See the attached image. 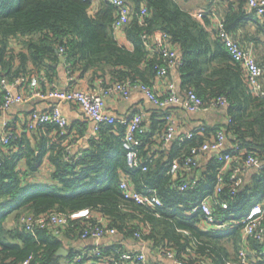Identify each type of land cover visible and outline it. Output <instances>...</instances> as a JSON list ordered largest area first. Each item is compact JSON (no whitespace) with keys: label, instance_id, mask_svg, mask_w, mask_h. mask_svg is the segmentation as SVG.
<instances>
[{"label":"trees","instance_id":"1","mask_svg":"<svg viewBox=\"0 0 264 264\" xmlns=\"http://www.w3.org/2000/svg\"><path fill=\"white\" fill-rule=\"evenodd\" d=\"M207 1L204 11L193 16L179 0H127L132 9L124 26L131 44L127 49L115 39V9L104 0L95 7L92 0H0V80L11 83L17 78H38L39 74L50 80L60 59L59 49L63 48L70 74L91 71L93 77L102 81L108 76L109 85L129 82L150 86L156 67L162 62L160 55L145 45L152 39L166 37L182 62L177 67L179 91L183 95L195 93L206 105L224 98L228 116L225 125L203 124L190 139L176 136L168 148L161 149L160 144L157 151L152 150L153 134L142 123L143 131L136 138L140 142L138 160L145 171L128 166L122 146L125 127L119 123L102 125L86 146L72 154L66 150L73 145L69 125L64 131L51 123L35 126L32 139L24 133L18 136L11 126L7 145H0V264H63L71 260L80 250L67 245L82 241L80 233L88 224L93 225L94 219L75 221L56 237L45 229L27 231L21 218L85 209L104 217L121 240L135 239L134 234L139 233L140 239L151 243L152 248L171 252L186 264H238L243 248L242 221L264 199V96L250 90L245 72L218 38L214 18L222 21L224 30L235 41L248 23L264 31V22L247 13L248 0ZM143 8L146 14L142 16ZM16 41L23 46L18 52L12 47ZM29 65L31 68L27 69ZM258 65L264 91V55ZM164 115L157 122L162 131L166 127ZM155 126L153 123L151 131ZM220 131L226 137L225 152L233 154L235 147L245 152L232 167L248 155L260 162L250 181L244 183L242 179L241 187L233 191V168L220 172L223 162L218 159L219 153L195 169L198 179L193 189L182 192L172 188L181 179L173 180L167 175L171 161L181 160L191 148L211 140ZM44 158L53 169L50 184L37 185L32 178L40 171ZM218 175L223 177L224 187L217 200L226 202L228 208L214 205L215 216L227 226L203 230L200 216L189 214L190 208L212 194ZM123 178L139 192L145 187L156 189L163 206L150 209L125 200L119 189ZM225 242L230 243L232 256L224 247ZM98 246L100 256L85 257L80 264H110L108 259L123 250L119 243ZM61 247L67 249L66 257L57 255ZM247 248L252 258L259 257L264 252V239H248Z\"/></svg>","mask_w":264,"mask_h":264},{"label":"built area","instance_id":"2","mask_svg":"<svg viewBox=\"0 0 264 264\" xmlns=\"http://www.w3.org/2000/svg\"><path fill=\"white\" fill-rule=\"evenodd\" d=\"M115 9V19L112 24V31L114 35L124 29V26L129 21L132 9L127 3V0H104ZM247 13H253L258 19L264 22V0H248L246 3ZM146 14V9L141 10V15ZM193 16H198L193 13ZM215 31L218 38L223 43L227 52L231 56L232 60L239 63L243 71L245 72L246 81L250 90L255 95L264 96L263 86L261 83L262 70L258 65L257 60L253 52L242 47L224 30L223 23L219 18H214ZM147 41V37H143ZM146 48L151 52H156L161 57V65L156 67V80H160L166 83V93L158 94L150 86L143 84L132 85L129 82L114 83L111 85H105L100 87H91L87 91H81L76 89L60 90L53 86L48 93L42 92L38 89V79H24L17 78L11 83L5 79L0 80L1 91L3 92V99L0 101V113H5L13 105L21 104L27 101V97L23 94L14 93L17 88L28 87L31 89V95L40 99H54L59 102H72L80 106L84 114L93 122V133H96L100 127L104 124L119 123L125 127L124 135L122 138V146L126 152L127 164L130 168L141 167L142 171L146 170L145 166L139 163L137 147L140 142L136 138L138 133H141L143 115L141 113H135L129 118L116 121L114 118L108 116L104 111L105 100L112 95H119L122 98H128L130 91L133 88H138L142 91L147 99L154 106L163 109L168 106L179 105L189 112H207L211 109H218L226 106L224 98L220 97L212 100L209 104H205L201 98L195 93L189 91L184 95L178 94L175 86L168 80L169 70L177 68L182 64L179 59L177 50L171 47L166 37L157 38L150 42H146ZM58 55L63 57L64 49H59ZM71 74L67 71L68 79L71 80ZM165 121V131L160 137L161 149L170 144L177 136L178 119L176 116L170 113H166L163 116ZM47 123L55 124L61 131H64L68 125L67 120L62 116L60 111L55 108L51 111H37L34 110L29 113L27 120V128L32 129L38 125H44ZM202 126H198L195 131H201ZM194 132V131H193ZM193 132L184 136L185 139H190ZM11 125L9 123H3L0 126V145L6 146L11 137ZM64 134V133H63ZM226 149V137L223 132H218L214 138L205 142L200 146L191 148L189 154L181 160L173 159L169 164L167 175L171 176L173 180L180 178V182L173 184L172 188L179 191H187L193 189L197 182V176L195 169L200 167V159L203 155L209 152H219L218 159L223 162L222 171H226L230 168L232 173L230 180L232 182V190L236 191L242 185L241 174L257 169L260 167V162L255 157L248 155L238 166H231L238 162V156L245 152L235 147L233 154L225 152ZM68 154H72V145L66 148ZM69 156L66 157V159ZM1 164V162H0ZM224 187V179L221 175H218L213 192L211 195H207L198 201L196 204H192L189 214H197L200 216L201 228L203 230H217L223 229L227 226L226 222H218L215 216L214 205H219L222 209H227L228 205L224 201L218 202L217 197L221 193ZM119 189L122 197L125 200H131L136 204L141 205L144 208L155 209L156 207H162L163 203L159 198L156 189L151 187H145V191L139 192L135 190L132 184L123 178L119 183ZM232 191V193H234ZM158 216V215H156ZM94 219L95 223L88 224L87 228L83 229L80 233V240L82 241H94V245L90 248L79 251L73 256L71 260L66 261L63 264H80L83 258L88 256H100L99 244L104 239L116 235L114 228L107 226V221L102 216H95L90 209L80 210L77 212L64 214L55 211L49 212L44 215L33 217L32 215H25L21 218V223L24 225L27 231L33 232L36 229H45L50 231L54 236H61L63 230L71 226L73 222L78 220ZM244 224L241 237L243 248L240 249L238 254V264H256L257 261H264V252L259 257L252 258L251 253L247 248V240L253 238L257 241L264 239V199L261 203L254 205L249 211L247 217L242 221ZM134 238L141 240L139 233L134 234ZM142 241V240H141ZM160 253L170 259L173 264H186L177 259L173 253L160 251ZM263 256V257H262ZM250 257V258H248ZM110 264H149L147 257L143 252H130L122 250L118 253V256H111L109 259ZM21 264H28L25 261Z\"/></svg>","mask_w":264,"mask_h":264},{"label":"crops","instance_id":"3","mask_svg":"<svg viewBox=\"0 0 264 264\" xmlns=\"http://www.w3.org/2000/svg\"><path fill=\"white\" fill-rule=\"evenodd\" d=\"M179 2L187 11L196 13V15L199 12L201 13V11H204V9L208 6L207 0H179ZM92 3L95 7L99 3V0H92ZM115 39L119 43V45L124 46L127 49L131 48V44L124 33V29L115 34ZM153 40L154 39H152V42ZM236 42H238V44H240L242 47L250 49L253 52L257 62H261L264 55V31L262 29H260L254 23L250 22L244 27V29L238 32V35L236 36ZM12 47L16 52L23 49V46L19 41L13 43ZM30 68L31 66L29 65L27 69ZM70 76L72 78L71 80L68 79L65 62L59 59V62L55 66V70L51 71L50 73V80H47L43 74H39L37 76L38 89L45 93H48L53 86L57 87L60 90L76 89L87 91L91 87L102 86V83L103 85L110 84L108 76L105 77V81H102L101 79L93 77L91 71H87L85 73L75 72ZM168 80L174 84L178 94L183 95L179 91L180 75L177 68H172L169 70ZM150 87H152L154 91L160 95L166 93V83L160 80L155 79L153 82H151ZM13 92L23 94L28 99L24 103L13 105L5 113H0V126H2L3 123H9L14 127L15 132L18 136L24 133L28 139H32L33 136L36 135L35 129L29 130L27 128V120L30 112L34 110L51 111L55 108L60 111L62 116L67 120L70 127L69 138H72L73 140L71 151L72 153L77 152L80 147L86 146L88 139L95 134L92 131L93 122L84 114L79 105L72 102H59L54 99H40L37 97H33L31 95V89H29L28 87L17 88ZM104 111L108 116L114 118L116 121L129 118L135 113H141L143 115V123L145 125V129L148 133L153 134L151 138L153 142V151L159 150L158 147L161 143L160 137L163 131L160 129V125H158L157 122L160 120L159 117L162 114L170 113L177 117V136H185L188 133L193 132L198 126H201L203 124H206L208 126H222L227 124L228 122V116L226 113L227 106L218 109H211L207 112H189L179 105L168 106L166 108L160 109L150 103L145 94L138 88H133L130 91L128 98L126 99L122 98L119 95H112L107 98L105 100ZM153 123H156V126L151 131V126ZM169 146L170 144H168L166 147L168 148ZM216 154H219V152H209L206 155H203L200 159V167H203L206 161ZM257 169H252L241 174V179H243V182H249L252 174ZM52 170L53 169L51 164H49L47 162V159L44 158L40 171L36 175H34L32 179H34L37 185L50 184V173H52ZM97 216H100V214H97ZM94 243V241L88 240L73 241L71 242V244L68 243L69 245L67 246L79 249L81 251L84 250V246H92L94 245ZM114 243L121 244L123 250L125 251L143 252L147 257V261L149 264H173L172 261L164 257L160 253V251L152 248L151 243L147 241H141L138 239L125 241L121 240V237L119 235H114L100 242V244H105L106 246H111ZM224 244V247L232 256L233 251L230 243L225 242ZM204 264H207V262H204Z\"/></svg>","mask_w":264,"mask_h":264},{"label":"water","instance_id":"4","mask_svg":"<svg viewBox=\"0 0 264 264\" xmlns=\"http://www.w3.org/2000/svg\"><path fill=\"white\" fill-rule=\"evenodd\" d=\"M60 60L64 61V58L60 57ZM57 255L58 256H62V257H66L68 255V251H67V249L61 247V248L58 249Z\"/></svg>","mask_w":264,"mask_h":264}]
</instances>
